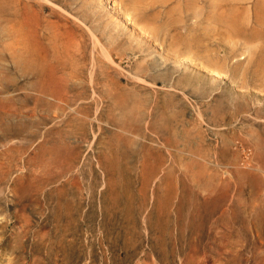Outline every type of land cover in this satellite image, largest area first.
<instances>
[{"label":"rangeland","instance_id":"obj_1","mask_svg":"<svg viewBox=\"0 0 264 264\" xmlns=\"http://www.w3.org/2000/svg\"><path fill=\"white\" fill-rule=\"evenodd\" d=\"M0 68V264H264V0H0Z\"/></svg>","mask_w":264,"mask_h":264},{"label":"bare ground","instance_id":"obj_2","mask_svg":"<svg viewBox=\"0 0 264 264\" xmlns=\"http://www.w3.org/2000/svg\"><path fill=\"white\" fill-rule=\"evenodd\" d=\"M19 1V0H18ZM31 1V0H30ZM44 1V0H43ZM54 1V0H53ZM35 2H37V1H35ZM66 2V1H65ZM17 3V2H16ZM55 3V2H54ZM60 3V2H59ZM70 3V2H69ZM72 3H73V1H72ZM30 4V3H29ZM32 4V3H31ZM71 4V3H70ZM34 5V4H33ZM38 5V4H37ZM75 5V4H74ZM73 5V6H74ZM42 6V5H41ZM61 7V6H60ZM76 7H78V6H76ZM76 7H75V9H76ZM82 7V5H80V8ZM45 8V7H44ZM62 8V7H61ZM27 9V8H26ZM43 9V8H42ZM67 11H68V9H67V7L65 8ZM72 9V8H71ZM79 9V8H78ZM33 10H35V9H33ZM38 10H40L39 8H38ZM72 10H74V9H72ZM77 10V9H76ZM75 10V11H76ZM22 11H25V9L24 10H22ZM47 11V10H46ZM26 12V11H25ZM32 12V11H31ZM40 12V11H39ZM54 12H55V10H54ZM69 12H70V10H69ZM46 13V12H45ZM52 13V12H51ZM77 13V12H76ZM79 13V12H78ZM49 14V13H48ZM54 14V16H55V14L56 13H53ZM29 15V14H28ZM35 15H36V13H35ZM34 15V16H35ZM41 15H42V13H41ZM31 18V17H30ZM35 19H37V17L35 16L34 17ZM25 19V18H24ZM43 19V18H42ZM49 19V18H48ZM51 19V18H50ZM27 20V19H26ZM38 20V19H37ZM36 20V21H37ZM40 20H41V17H40ZM44 20V19H43ZM25 21V20H24ZM55 21V20H54ZM64 21H65V19H64ZM26 22V21H25ZM38 22V21H37ZM46 22H52V21H50V20H48V21H46ZM56 22V21H55ZM27 23V22H26ZM70 23V22H69ZM31 24V23H30ZM27 25V24H26ZM48 25H49V23H48ZM18 26H19V24H18ZM17 26V27H18ZM28 26V25H27ZM50 26H51V24H50ZM16 27V28H17ZM49 27V26H48ZM52 27V26H51ZM54 27H55V25H54ZM56 27H57V24H56ZM29 28H30V26H29ZM21 29L19 28L18 30H13V31H11L10 32V34L11 35H13L14 37H17V36H19V33H22L23 31H20ZM40 30V29H39ZM38 30V31H39ZM29 31H30V29H29ZM90 31V30H89ZM28 32V31H27ZM32 32H33V30H32ZM32 32H29V34H32ZM71 33V32H70ZM33 34H34V32H33ZM36 34V33H35ZM55 34V33H54ZM53 34V35H54ZM57 34H58V32H57ZM22 35H23V33H22ZM52 35V36H53ZM12 36V37H13ZM55 36V35H54ZM25 37V36H24ZM40 37H41V35H40ZM22 38V37H21ZM26 40V39H25ZM22 42V41H21ZM26 42V41H25ZM24 42V43H25ZM29 42V41H28ZM23 43V42H22ZM35 44V43H34ZM37 44V43H36ZM42 50V49H41ZM40 50V51H41ZM39 50H38V48L35 46V45H32V44H30V43H28V44H25V46L23 47V53L26 55V56H22L23 57V64L25 63L26 65H25V69H26V71L27 72H29V75H32L33 74V76H34V78H36L38 81H40V83L39 82H37V83H39L40 85H42L43 87H42V94H43V92H45V90H47L46 89V87L45 86H47V82H49V83H52L54 80H55V67L53 66V65H47V63H46V59H45V56L42 54H39V52H38ZM42 53V52H41ZM20 54L22 55V52H20ZM19 58L21 59V56H19ZM20 62H21V60H20ZM19 62V63H20ZM20 66V65H19ZM23 66V65H22ZM20 68V67H19ZM18 68V69H19ZM1 69V68H0ZM24 69V70H25ZM2 70V69H1ZM24 74V73H23ZM20 76H22V75H20ZM24 76H26V75H24ZM33 76H31L30 78H32ZM23 77V76H22ZM28 78V81H29V77H27ZM26 78V79H27ZM32 80V79H31ZM32 82H33V80H32ZM30 83V82H29ZM42 83V84H41ZM33 84V83H32ZM31 84V85H32ZM1 85V84H0ZM39 85V86H40ZM51 85V84H50ZM37 87H38V84H37ZM36 87V88H37ZM48 87V86H47ZM31 88V87H30ZM33 88V87H32ZM34 90H35V87L33 88ZM39 89V88H38ZM49 89V88H48ZM40 90V89H39ZM50 91H51V89H50ZM49 92V91H48ZM41 93H39V94H41ZM44 95V94H43ZM47 95H48V93H47ZM51 96V95H50ZM38 99V98H37ZM2 101V100H1Z\"/></svg>","mask_w":264,"mask_h":264}]
</instances>
